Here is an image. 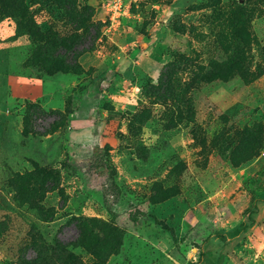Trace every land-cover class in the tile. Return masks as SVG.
<instances>
[{"label": "rangeland", "instance_id": "rangeland-1", "mask_svg": "<svg viewBox=\"0 0 264 264\" xmlns=\"http://www.w3.org/2000/svg\"><path fill=\"white\" fill-rule=\"evenodd\" d=\"M75 1L81 9L70 17L59 0H0V264L37 261L38 237L50 264H77L66 255L59 262L54 244L78 264H95L96 251H106L91 240L88 250L81 246L87 220L100 223L102 238L112 227L124 231L103 264H194L201 254L220 264H264V207L256 225L241 227L250 204L264 202V0H125L128 13L111 29L105 0ZM83 9L101 29L78 48L87 51L80 68L34 79L47 66L46 44L74 34L70 23ZM79 26L83 36L86 22ZM127 28L138 43L115 46L111 38ZM116 56L124 65L139 61L143 71L123 76L107 64ZM234 56L241 74L236 68L227 81L202 82ZM162 72L173 80V100L143 91ZM108 109L120 118L105 121ZM225 132L240 141L226 160L214 150ZM97 148L107 151L121 189L112 221L100 196L105 176L89 168ZM67 161L76 175L63 171ZM43 169L58 184L42 191L36 173ZM131 204L145 215L134 227ZM150 215L165 220L174 238Z\"/></svg>", "mask_w": 264, "mask_h": 264}, {"label": "trees", "instance_id": "trees-1", "mask_svg": "<svg viewBox=\"0 0 264 264\" xmlns=\"http://www.w3.org/2000/svg\"><path fill=\"white\" fill-rule=\"evenodd\" d=\"M241 1V0H240ZM243 2H247V0H242ZM236 2V1H235ZM76 3L75 0H59V5L62 9V11L67 15V16H73L75 13V8L81 9L79 4ZM235 5L238 7L237 10L241 5H239L238 2L235 3ZM72 17V18H73ZM71 18V19H72ZM92 18V13L89 9H83L81 13L78 14L77 17L74 18L73 21H71V29L74 30V34H69V35H54V37L49 41L48 44H46L45 51H50V54L47 55L48 59H43V63H47V66L44 70L43 73H41L38 77L34 78L36 80H43L44 78L50 79L53 78L56 74H63V73H69L70 71H75L76 69L80 68V65L77 64V60L79 57L82 56V54L86 53L87 51H78L79 47H82L84 43L92 38L91 32H93V36L95 35L98 36V32L101 29L100 23H93L91 21ZM79 20H83L86 22V26L83 29L84 33L83 36L77 34L80 29H82V26H79ZM28 26L25 29V32L27 33L28 37L33 38L36 35V27L34 24H28ZM236 29H240L241 25L240 22L237 21L234 25ZM235 39L237 38V32L234 33ZM238 47V46H236ZM237 55V54H236ZM41 56L37 57L40 58ZM238 58L237 56L231 57L229 61L224 64V65H213L210 67L208 74L206 77L202 80V82L208 84L213 81H227L230 77L226 76L227 72L228 74L233 70H238V73L241 74V67L238 65ZM29 64H35V57L32 58L29 62ZM37 65H40V63H36ZM31 66V65H28ZM175 64H170L168 66V73L174 72L172 69H174ZM236 70V71H237ZM105 81L106 79H100ZM173 80H171L168 77V74L166 72H162L160 75V78L156 82L155 85H147L144 88L145 95L147 96H153L156 98H160V100H173L172 98L174 96V88H173ZM244 81L247 82V79L244 78ZM98 90L101 95L106 93L105 88L98 87ZM183 95V94H181ZM180 95V96H181ZM180 96L176 98L177 100H180ZM70 100V99H69ZM182 103H185L184 99H181ZM35 107V105H33ZM39 110V109H38ZM68 114L71 115L72 112H78V106L67 109ZM31 111V110H30ZM106 112V119L105 121H112V120H117L120 118V115L118 113H115L113 110L108 109L105 110ZM98 114V113H97ZM235 141V143H234ZM240 145V141L234 140L232 138V135L227 132L223 133L217 140L215 144V152L224 160L228 158V155L235 152L237 147ZM98 153L94 155L93 158V164L89 165V168L94 169L95 171L99 172L101 175L105 176V185L103 186V189L100 191V196L102 198V204L106 212L111 218V221L115 218V213L113 212V205L119 201L121 194V189L119 186L116 184V171L114 166L111 164L109 158H108V153L105 150V148H97ZM133 150L137 151L136 147L133 146ZM63 171L68 175V176H74L76 175L77 172H79L78 168L74 165L73 162L67 161L63 164L62 166ZM38 180L40 181V186L42 187V191L44 190L43 187L44 185L49 182L53 183L54 186L58 184V176L55 175L54 172L43 169L42 171H37L36 173ZM112 196L114 200L112 202H109V197ZM163 202V201H162ZM36 203L34 205L36 208L40 207ZM264 207V202L263 201H257V202H252L250 204V207L246 210L245 215L246 219L249 223V225L243 224L242 230H246V228H249L251 226L256 225L262 218V215L260 214L262 209ZM130 210L128 211V221L132 225V227L137 226L139 224V217H143L141 212L137 210L136 205L131 204L129 206ZM41 216L44 217L42 211ZM149 218L154 222V224L159 227L161 230L164 232L168 233L171 237L174 238V230L166 224V221L163 219H158L154 216H149ZM89 225L86 226L87 224L86 221L83 222V230L84 232L83 235V240L81 246L86 248V250L89 249L85 244H88V240H91V242L101 244L104 246V250L106 251L103 254H100L98 251H96V259L98 260L95 264H103L105 260H107L111 255L117 254L118 250L116 249V244L114 241L119 242V246H121V240L124 236V231L117 228V227H112L111 229V234L106 235L104 238L101 237L100 231L95 229L94 226L97 224H100L96 220H87ZM105 232V231H104ZM104 236V235H103ZM101 237V238H100ZM218 238H221L218 236ZM205 242V241H203ZM40 241L39 237L34 238L33 240V246L36 250H38V260L33 261V262H26L23 259L19 262V264H50L54 263L52 262L46 255L45 251L40 248L39 246ZM80 245V243H78ZM73 245H71L72 247ZM88 248V249H87ZM53 254L57 258V260L60 262L61 259L64 260L65 255L68 257V259H73L75 263L78 264V260L70 255L67 250H64L61 247H57L55 244L53 245ZM203 258V259H202ZM60 264V263H59ZM194 264H220V259L215 260V261H210L208 259H205L204 256L201 254L199 255L198 260Z\"/></svg>", "mask_w": 264, "mask_h": 264}, {"label": "crops", "instance_id": "crops-1", "mask_svg": "<svg viewBox=\"0 0 264 264\" xmlns=\"http://www.w3.org/2000/svg\"><path fill=\"white\" fill-rule=\"evenodd\" d=\"M108 28L111 29L113 27ZM111 40L117 47H121V45L129 46L133 45L134 43H138V37L135 36V34L132 33L129 28L125 29L124 31H120V34L118 36H114L113 38H111ZM141 46L142 45L140 44V48H142ZM145 57L150 58L151 56L146 54ZM139 63L140 62L137 60H129V62L124 65L122 59L119 56H116L114 59L107 61L108 66H115L116 71L120 72L123 76L126 75L129 77L139 74V72L143 71L139 67Z\"/></svg>", "mask_w": 264, "mask_h": 264}, {"label": "built area", "instance_id": "built-area-1", "mask_svg": "<svg viewBox=\"0 0 264 264\" xmlns=\"http://www.w3.org/2000/svg\"><path fill=\"white\" fill-rule=\"evenodd\" d=\"M102 10L107 18L109 27H116L121 18L128 13V7L125 0H105Z\"/></svg>", "mask_w": 264, "mask_h": 264}]
</instances>
